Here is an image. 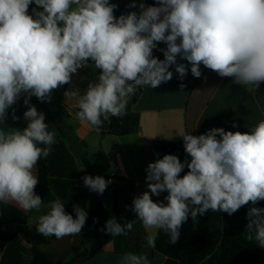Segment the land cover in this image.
<instances>
[{"label":"clouds","instance_id":"9594fccd","mask_svg":"<svg viewBox=\"0 0 264 264\" xmlns=\"http://www.w3.org/2000/svg\"><path fill=\"white\" fill-rule=\"evenodd\" d=\"M33 3L36 8L29 14ZM116 8L110 0H0V121L21 95L26 105L32 96L50 100L54 89L70 83L89 62L99 69L96 81L83 95L73 91L65 96L79 97L74 118L95 128L125 115L137 88L155 89L170 81L171 66L182 80L188 66L177 57L191 65L196 78L203 65L237 85L264 83V0H155L147 7L141 3L139 14L118 18ZM159 43L166 45L159 49L163 60L153 55ZM23 117L28 122L23 130L0 128V201L39 212L43 200L34 192L39 183L34 170L51 154L56 133L35 106L29 105ZM12 119H19L14 110ZM181 138L190 162L167 154L149 163L148 191L132 202L131 210L148 233V248H155L161 230L175 245L189 216L196 222L209 210L232 215L249 202L264 201V120L243 133L212 128ZM82 179L99 194L109 183L101 176ZM165 191L166 204L153 201ZM73 210L75 219L59 198L51 201L46 214L33 221L37 232L56 239L79 234L88 213L79 205ZM246 215L247 239L264 247V208L251 207ZM135 221L119 223L112 217L105 229L110 236H126ZM119 264L151 261L146 253L127 252Z\"/></svg>","mask_w":264,"mask_h":264},{"label":"crops","instance_id":"0c3cea01","mask_svg":"<svg viewBox=\"0 0 264 264\" xmlns=\"http://www.w3.org/2000/svg\"><path fill=\"white\" fill-rule=\"evenodd\" d=\"M110 3L117 5L114 10L117 18L133 11L139 14L141 3L146 7L154 5L149 0H110ZM133 3L135 7L131 6ZM33 8H36L34 3L29 6V14H32ZM161 48H166V45L159 43L153 55L163 60V53L159 51ZM177 62L188 66V73L182 80L173 65L169 69L173 72L170 81L161 83L155 89L149 86L137 88L129 99L131 113L139 117V131L136 134L118 135L107 130L109 127H89L74 118L79 97H66L65 92L78 91L83 95L89 83L96 81L99 69L91 62L89 66L78 69L70 83L54 89L50 100L42 102L33 96L35 101L29 102V105L45 114L49 131L56 133L52 152L58 143L64 142L84 176L89 175L85 161L90 162L91 157L98 152L107 154L111 165L109 175L120 178H104L109 182L103 192L108 218L115 217L119 223L136 221L126 236H112L102 251L84 259L89 253L86 252L89 243L84 242L82 232L62 239L44 237L37 232L33 221L39 215L46 214L51 201L57 198L62 201L51 187L37 184L34 192L43 200L39 212L25 211L14 202L0 201V213L13 222L7 245L0 251V264H119L120 257L127 252L146 253L151 264H179L178 260L146 246L148 233L137 220V214L131 210L133 199L148 191L146 168L164 155L178 156L184 150L182 134L199 136L212 128L241 133L249 131L264 120V88L261 85H237L233 83V78L220 77L203 65L201 77L196 78L191 74V65L187 61L177 57ZM23 97L21 95L19 99ZM29 105L20 107L22 114ZM12 116L7 112L6 119L0 121V128L23 130L27 126L28 122L23 116L18 120H13ZM234 122L237 125L235 128L232 126ZM143 140L147 141L145 146ZM118 156L123 161V173L119 171ZM34 174L39 179L38 163ZM100 195L89 190V203ZM165 197L161 193L152 196V199L166 204ZM64 207L66 213L71 214L65 202ZM248 211L244 205L232 215L222 212V239L215 252L200 264H264L263 247L255 239H247ZM73 258L77 260L70 262Z\"/></svg>","mask_w":264,"mask_h":264},{"label":"trees","instance_id":"16d2710c","mask_svg":"<svg viewBox=\"0 0 264 264\" xmlns=\"http://www.w3.org/2000/svg\"><path fill=\"white\" fill-rule=\"evenodd\" d=\"M151 4H155V0H149ZM264 88V83L261 84ZM25 96L18 99L17 102L8 110V113L22 118L23 114L20 107L24 105ZM35 101L32 96L29 102ZM130 105L126 106V114L120 117H112L110 123L104 122L99 128L109 127L112 133L118 135L136 134L139 131V117L130 111ZM79 110V109H78ZM103 130V129H102ZM105 134L106 132L103 131ZM147 144L143 140V145ZM180 161L191 160V157L183 150L178 156ZM89 175L101 176L105 179L120 180L117 176L109 175L111 165L109 156L104 152H98L91 157V161H85ZM39 183L40 186L51 187L58 196L68 204V208L74 217L76 214L73 205H79L84 208L87 213V220L81 232L84 236V242L88 243L89 253L84 259L90 258L102 251L104 246L112 240V236L105 229V222L109 220L104 202L95 199L89 203V189L83 184L84 174L81 173L76 165L75 159L64 142H60L55 146V150L45 159L38 161ZM188 168L180 173L182 177L186 174ZM167 196L168 193L162 192ZM264 208V201L252 205L251 202L246 205L250 210L251 207ZM13 222L6 215L0 213V251L7 245L9 236L12 232ZM222 239V212H212L209 210L206 214L196 218L193 221L191 216L182 225L180 230L179 241L172 245L168 242V236L161 230L156 240L154 250L161 254L178 260L179 264H200L207 257L212 255L218 247ZM264 253V247H263ZM73 258L70 262L76 261Z\"/></svg>","mask_w":264,"mask_h":264},{"label":"built area","instance_id":"2783aa9c","mask_svg":"<svg viewBox=\"0 0 264 264\" xmlns=\"http://www.w3.org/2000/svg\"><path fill=\"white\" fill-rule=\"evenodd\" d=\"M117 163L119 165V171H120V173L125 172L124 165H123V161H122V159H121L120 156L117 157Z\"/></svg>","mask_w":264,"mask_h":264},{"label":"water","instance_id":"95a60500","mask_svg":"<svg viewBox=\"0 0 264 264\" xmlns=\"http://www.w3.org/2000/svg\"><path fill=\"white\" fill-rule=\"evenodd\" d=\"M107 130H110V129L108 128ZM99 200H100L101 202H104V201H105V197H104L103 194H101V195L99 196ZM86 252H89V250H86ZM80 257H81V256H79V258H80Z\"/></svg>","mask_w":264,"mask_h":264},{"label":"rangeland","instance_id":"374dc122","mask_svg":"<svg viewBox=\"0 0 264 264\" xmlns=\"http://www.w3.org/2000/svg\"><path fill=\"white\" fill-rule=\"evenodd\" d=\"M95 199H99V198H98V197H95L93 201H95ZM88 243H89V242H88ZM86 250H88V249H86Z\"/></svg>","mask_w":264,"mask_h":264}]
</instances>
